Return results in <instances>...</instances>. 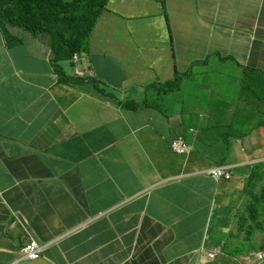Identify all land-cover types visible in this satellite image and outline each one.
Returning a JSON list of instances; mask_svg holds the SVG:
<instances>
[{
  "label": "crops",
  "instance_id": "0c3cea01",
  "mask_svg": "<svg viewBox=\"0 0 264 264\" xmlns=\"http://www.w3.org/2000/svg\"><path fill=\"white\" fill-rule=\"evenodd\" d=\"M51 42L0 13V264H241L206 254L264 210L263 174L236 172L264 161V0H110L84 64L118 71L110 95L64 83ZM230 61L261 100L225 81ZM177 71L192 73L178 91L149 89ZM225 155L234 176L216 181ZM30 236L46 245L32 261Z\"/></svg>",
  "mask_w": 264,
  "mask_h": 264
},
{
  "label": "trees",
  "instance_id": "16d2710c",
  "mask_svg": "<svg viewBox=\"0 0 264 264\" xmlns=\"http://www.w3.org/2000/svg\"><path fill=\"white\" fill-rule=\"evenodd\" d=\"M110 0H1L0 13L6 23L17 25L33 34L46 33L52 37V50L54 52L53 63L56 67L64 61H71L75 53L89 52L87 39L92 34L100 16L107 10ZM167 20L168 14L166 13ZM60 77L64 81L68 78L63 74L61 67L58 68ZM179 73V72H178ZM180 80V74L177 81ZM78 86L85 89L98 91L101 95H110L107 89L93 79L80 78ZM169 86L176 85V82L169 83ZM180 87L182 85L180 84ZM172 89H166L170 92ZM256 95L259 97L257 91ZM260 98V97H259ZM148 103L134 101L125 102L126 108H139ZM228 155L221 158L220 164L228 165L232 161ZM258 168V167H257ZM249 186V184H248ZM254 187L252 196L264 202V185ZM257 207V205H256ZM252 218V215L250 216ZM240 219V218H238ZM246 219H249L248 217ZM241 234H246L243 240L233 242L239 244V251L248 254L252 247L248 243L257 241L261 249H264V210L262 217L257 214L254 220L249 223L241 222ZM233 234H230L232 239ZM232 244V243H231ZM230 244L228 251L234 250ZM238 256L237 254L234 256Z\"/></svg>",
  "mask_w": 264,
  "mask_h": 264
},
{
  "label": "rangeland",
  "instance_id": "374dc122",
  "mask_svg": "<svg viewBox=\"0 0 264 264\" xmlns=\"http://www.w3.org/2000/svg\"><path fill=\"white\" fill-rule=\"evenodd\" d=\"M82 56L85 58H88V54L83 52ZM68 63V62H66ZM111 66V65H110ZM110 66L108 67V74L101 76L97 71H95L94 69L92 70L94 73H92V71L87 75L88 77H91L92 79L96 80L100 85L102 86H106L108 85L107 83L109 81H111L113 79V75L117 74L118 71L112 72L110 70ZM78 68L80 70L83 69V63L80 62L78 63ZM60 73H58V76H60ZM63 74H65V77L68 78V81H64V83L66 84H75L77 85V82L80 80V77H78L76 75V71L74 66L71 63H68L67 66V70H65V72H62ZM180 74V80L177 81V72H176V76L175 79L173 81H169L166 82L163 87L164 88H169L172 89V91H178L180 89V84L183 86L185 84H187L189 81H191L192 79V73L187 72V73H179ZM224 74H225V81L227 82L229 80V76L232 75L234 76V84L236 85H240L241 87H245V88H251L252 90L257 91L258 93L261 92V85H257V82H255V80H258L260 82V80H262L261 77L259 78H254L252 76L251 71H240L237 67V64L233 61L227 62L225 70H224ZM176 82V85L174 86H169V83H173ZM195 81H193L192 83H194ZM159 85V84H158ZM161 87V86H160ZM245 131V129L242 127L241 128V133L243 134ZM258 167V168H257ZM237 175L243 176V175H247L246 176V180L249 182L251 179H253V184H256L257 186L260 183L261 180V175L264 174V162H259L253 165H249V166H238L237 167ZM259 207V206H257ZM239 225V222H238ZM245 235L242 234V238ZM248 245H250L252 247V250L255 251H259V244L257 241H252L250 243H248ZM232 246H237L236 248H234V250H230L229 251V255L230 256H235L237 255H241V252L239 251L238 247L239 244H232Z\"/></svg>",
  "mask_w": 264,
  "mask_h": 264
},
{
  "label": "clouds",
  "instance_id": "9594fccd",
  "mask_svg": "<svg viewBox=\"0 0 264 264\" xmlns=\"http://www.w3.org/2000/svg\"><path fill=\"white\" fill-rule=\"evenodd\" d=\"M66 1H71V0H66ZM110 2V1H109ZM109 4V3H108ZM107 9H108V6H107ZM164 10H165V17H166V13L168 14V12L166 11V9L164 8ZM107 11V10H106ZM105 11V12H106ZM102 16V15H101ZM100 16V17H101ZM168 18H169V20H167V17H166V21H167V24H168V26L170 27L171 26V21H170V17H169V14H168ZM100 19V18H99ZM98 19V20H99ZM98 22V21H97ZM96 26V25H95ZM94 29H95V27H94ZM94 31V30H93ZM30 32V31H29ZM171 32V31H170ZM93 33V32H92ZM41 34H46V33H41ZM35 35V34H34ZM38 35V34H37ZM46 35H49V34H46ZM50 36V35H49ZM91 36V35H90ZM90 36H89V38H90ZM88 38V39H89ZM52 39V37L50 36V40ZM88 39H87V44H88ZM171 39L173 40V36H172V32H171ZM88 48H89V45H88ZM51 49H52V42H51ZM82 53L83 52H80V53H75L74 55H73V57H72V60L71 61H68V63H71L73 66H74V68H75V71H76V75L78 76V77H80V78H85V79H87V80H89V79H92L91 77H88L87 75L90 73L89 72V68H86V67H84V64L86 63V59L87 58H85V57H83L82 56ZM85 53H87L88 54V61H90L89 60V53H90V50H89V52H85ZM67 61H64V62H61L60 64H59V69H60V67H61V70L63 71L64 70V67H62V64L63 63H66ZM80 62H82L83 63V69L82 70H80L79 68H78V63H80ZM205 62H207V60H205ZM94 69V68H93ZM58 71V70H57ZM64 72V71H63ZM179 71H177V74H179L178 73ZM58 73H59V71H58ZM60 77V76H59ZM61 78V77H60ZM62 79V78H61ZM263 79H264V77H263ZM94 80V79H93ZM96 81V80H95ZM97 82V81H96ZM255 82H257V85H261V83L258 81V80H255ZM98 83V82H97ZM263 84H264V82H263ZM164 84L163 83H160L159 85L157 84V83H153V84H151V85H149L150 86V88L149 89H154L155 87L156 88H161L160 86H163ZM102 86V85H101ZM104 87V86H103ZM166 89H169V88H164V91L166 92ZM95 91V90H94ZM95 92H98V91H95ZM99 93V92H98ZM166 93H168V92H166ZM258 97V96H257ZM258 99L259 100H261V98H259L258 97ZM139 103V102H138ZM124 105H125V102H124ZM255 125V124H254ZM180 139H182L187 145H188V147H189V150L186 152V153H179V152H177L175 149H174V144L176 143V142H178ZM171 149L175 152V153H177V154H179V155H183V156H186V157H188L189 156V154H190V152H191V150H192V146L190 145V143L187 141V139H185L184 137H180V138H178V139H176V140H174V141H172L171 142ZM264 162V161H263ZM246 166H249V165H246ZM216 169H223L224 170V172H225V174L223 175V176H221V177H219V178H216V177H214L213 176V174L211 173L213 170H216ZM234 167H232V166H229V165H222V164H220V161H218L217 162V165H215V166H213V167H211L210 169H208L205 173L207 174V175H209L210 177H212L214 180H216V181H219V180H221V179H224V180H230V179H232L233 178V176H234V174H233V171H234ZM263 176H264V174H263ZM248 182V181H247ZM249 183H251V185H252V183H253V179H251L250 181H249ZM248 183V184H249ZM243 234V233H242ZM245 236L244 237H246V234H244ZM244 237L243 238H241V240H243L244 239ZM32 239H34L38 244H39V242L35 239V237H33V236H30L29 237V239L27 240V242L24 244V246L22 247V249L32 240ZM234 244L233 243V241H232V239L231 238H229V237H227L226 239H225V243H224V245H222L219 249H214L212 252H209V253H207L206 254V256H207V258L208 259H210V260H213L217 255H220V254H223V253H225V254H227V255H229V251H228V249H229V246H230V244ZM231 244V245H232ZM259 244V243H258ZM39 246H40V248H41V253H40V256L37 258V259H39V258H41L42 256H43V253H44V250H45V248H46V245H41V244H39ZM235 248L237 247V246H234ZM21 249V250H22ZM238 249H239V247H238ZM225 251V252H224ZM20 253H21V251H20ZM264 253V249H261L260 248V246H259V251H250V253H248V254H242V255H238V256H236L235 258H239V261H240V263L241 264H264V257L262 258V259H259L258 258V256H259V254H263ZM213 255V256H212ZM230 256V255H229ZM230 257H234V256H230ZM21 258L23 259V260H27V259H24L23 258V256H22V253H21ZM37 259H35V260H37ZM30 261H32V260H30Z\"/></svg>",
  "mask_w": 264,
  "mask_h": 264
},
{
  "label": "built area",
  "instance_id": "2783aa9c",
  "mask_svg": "<svg viewBox=\"0 0 264 264\" xmlns=\"http://www.w3.org/2000/svg\"><path fill=\"white\" fill-rule=\"evenodd\" d=\"M174 149L179 153H186L189 150L188 145L180 139L178 142L174 144ZM214 177L219 178L225 174L223 169H216L211 172ZM22 256L27 260H35L40 256L41 248L39 244L32 239L22 250ZM213 256V255H212ZM264 257L263 254H259L258 258L262 259Z\"/></svg>",
  "mask_w": 264,
  "mask_h": 264
}]
</instances>
